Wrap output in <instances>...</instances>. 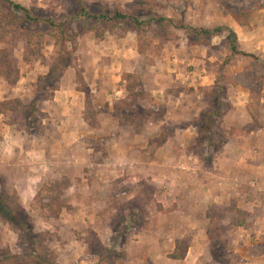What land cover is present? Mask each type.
<instances>
[{
  "label": "crops",
  "instance_id": "0c3cea01",
  "mask_svg": "<svg viewBox=\"0 0 264 264\" xmlns=\"http://www.w3.org/2000/svg\"><path fill=\"white\" fill-rule=\"evenodd\" d=\"M222 20L238 36L240 53L233 56L228 53L232 56L229 62L217 58V53H209L210 46L181 41L180 48L175 45L172 48V44L164 48L157 61L161 66L147 65L144 70L135 34H110L99 41L92 35L83 38V52L90 48L92 51L86 53L87 59L79 60L85 64L83 74L88 90L95 93L99 128L90 127L86 121L85 92L79 90L71 74L65 76L70 80L65 78L53 100L44 105L55 122V141L61 145L56 152L62 157L77 155L94 163L103 160L110 163L103 172H95L88 185L84 183L87 169L75 171L74 167L62 166V175L70 180L64 197L73 204L74 217L84 219L86 224V218L100 219L102 214L84 208L87 203L98 206L102 213L106 207L104 215H112L116 210L112 204L121 198V193H128V200L136 198L142 191V181L158 188L168 185L167 190L162 187L155 194L160 208L151 211L149 226L128 244L127 264H215L208 236L210 223L206 220L208 210L215 205L223 209L224 219L229 223L230 264H264V94L257 101L252 86L234 80L242 73L248 57L264 62V8L252 12L247 26L229 15ZM220 35L227 39L226 33ZM221 54L225 58V53ZM136 71L144 72L150 88L144 87L143 91L151 95L164 115L149 118L139 131L134 125L135 128L120 123V118L135 112L129 107L116 110L121 101L131 102L126 76ZM219 76L226 80L227 100L233 104L224 118V127L244 131L230 134L222 153L208 168L199 161L194 146H189L198 137L194 126L176 125L189 120L192 114L200 116L205 105L204 92L220 81L224 83ZM258 106L259 116H254ZM255 119H260L262 125L247 131L243 123H253ZM170 126L175 127L174 132L161 146L152 142L162 138ZM86 137L98 139L101 147L82 145ZM182 153H192L198 157L195 160L198 163L181 164ZM178 165L196 170L183 171ZM122 189L125 190L121 192ZM188 237L187 255L172 258L177 240Z\"/></svg>",
  "mask_w": 264,
  "mask_h": 264
},
{
  "label": "rangeland",
  "instance_id": "374dc122",
  "mask_svg": "<svg viewBox=\"0 0 264 264\" xmlns=\"http://www.w3.org/2000/svg\"><path fill=\"white\" fill-rule=\"evenodd\" d=\"M13 1L31 8L35 15L41 17L50 16L52 18H59L60 16L70 15L75 9L79 8L77 0ZM84 5L92 13L104 12L112 14L116 11H123L126 13L131 11L133 14H138L141 21L149 20L152 16L157 15L166 16L174 20L177 25L182 24L184 26H194L198 28H215L226 26L224 25V20H222L223 17L229 15L234 18L235 14L242 15L243 13H246L244 20L249 21V24L247 25H250L252 12L260 7L264 8V0H84ZM213 5L214 8H212ZM134 24V22L122 24L120 26L122 30L119 28H112L107 31L106 36L110 34L123 36L128 33L136 35ZM77 25L78 22H75V30L78 29ZM32 29L37 32L35 39H39V33L45 31L44 28L38 29L37 25H33ZM88 29L90 30L83 34H81V30H78L76 41L74 44H70V49H74L70 56V61L73 66L68 67L66 70L58 68L56 82L57 85L61 86L64 80H70V78L65 76L71 74L73 78H76L79 90H82L83 87H85L86 92L84 91V94L86 97V110L84 115L87 122L93 117L98 120V111L95 109V93H90L84 79L83 73L85 70V64L79 59L82 57L83 59H87L86 53L92 51L91 48H86L88 52H83L85 48L82 46L83 38L92 35L95 37V41L101 40L97 37L96 30H91V28ZM145 30H147L149 36H155L154 43L156 47L153 52L149 51L146 55L140 54L144 58V70L147 68V65H150V67L158 66L159 62L157 63V61L161 57V54L164 53V48L168 47L170 44H172V48L174 45L180 48L181 41H185L187 45L210 46L209 53H217V58L221 57L224 62L229 57L228 53H232L228 49V40L224 39L222 35L212 38L211 44L208 45L194 44V42L197 41V38L190 37V33L184 29L172 27L164 28L157 23H154L151 26L150 24H147ZM19 33L20 32H17V29L11 25H4L3 23L2 26H0V35L4 39V41H0V51L4 48L12 50V55L20 69V79L16 84H11L7 79L0 75V100L2 102H12H9L8 105L3 107L0 105V175L5 181L7 191L10 194H17L20 197L24 208L33 217L35 224L34 231L36 233H50V239H46V241L45 239L42 240L44 245L50 247V251L56 253V261L58 264H97L99 261L98 257L89 249V244L92 243L95 238V235L93 236L92 233L97 234L98 238H100L106 247L115 248L117 251H125L127 253L128 244L133 241L138 233L140 234V232L146 229L151 223V211L160 208L158 207L157 200L155 201V199H157L155 196L156 192L162 190V187L167 190L168 185L162 184L158 188L152 183L142 181V191L140 190L141 193H139L136 198L128 200V193H121V198L112 204V207L116 208L113 213L111 212L112 215H104L107 214L108 211L106 210V207L102 213L98 206H94L93 204L89 205V203H87L84 208L92 209L97 215L98 213L102 214L100 219L99 217L92 219L86 218L88 219V223L86 224L84 223V219L74 217L75 211L73 210V204H71L70 201H67L64 197L67 190L70 188V185L65 188L63 192L50 189V186L61 180H69V176L62 175V166L74 167L73 169L75 171L81 167L85 170L87 169V174H84V183L85 185H88L87 183H89L95 172H103L102 170L109 168L110 163H104L105 160H103V162L94 163L89 160H84L77 155L68 157H65L64 155L62 157V154L56 152V150H60L61 145L55 141L57 139L54 136L56 133L55 131L57 130L53 129L55 122L51 120L49 113L45 111L44 107L47 102L53 100V98L48 97L53 92H50L49 89L40 94L34 92V85L38 83L39 78L47 75L50 71V67L46 65L44 58L50 59L54 55L56 49L55 40L46 34L40 43L42 49L41 53L34 56L30 63H27L25 61V54L27 51L26 36L23 34L19 35ZM224 33L228 36L227 31ZM221 53H225V58ZM88 56H90V54ZM247 59V63L243 66L242 73L237 74V76L234 77V80H240L252 86L258 101L262 94H264V62L250 57ZM142 66L143 64H141V67ZM221 70L222 69H220V71ZM149 72L154 74V71ZM139 73L140 72L137 74L136 71V73L133 74L134 78L130 79L128 84L134 88L131 91L130 103L133 105H141L144 109L149 111L151 120L157 116H164L162 108L159 107V109H157L158 106L156 101L150 97V94L148 95L147 91H144L146 94L145 96L141 95L144 87L148 88L149 85L147 83L148 80L144 77V72L141 74ZM81 76L83 77L84 82L79 80V77L81 78ZM218 78L219 80H223L222 76H219ZM223 82L224 83L220 81L219 86L225 87L227 96L229 94L227 91L226 80H223ZM177 93L178 92H175L174 94ZM37 98L40 100L36 103V106L42 113L39 112L35 117H30L28 115V110H30V107H33L32 104L36 102ZM16 99L20 100L27 106V108L21 106L16 113L10 111L9 109L13 106ZM227 101L231 106L233 105L231 100ZM204 103L205 105L201 112L206 109L207 104L205 101ZM254 110L256 114L253 112L252 114H254V116L258 115L259 106ZM93 111L96 114L93 115ZM199 118L200 116L194 117L192 114V117H190L189 120L176 126L180 125L183 128H189ZM243 124L244 128L247 131H250L252 129H258L262 125V122L260 119H255L253 123L250 122ZM89 126L92 128H99L100 123L99 126H92L90 124ZM139 129L140 128H136L138 131ZM174 129V126H170V128L166 127L162 138L156 139L152 142L161 146L164 141L168 139V135L174 132ZM225 130L230 132L231 135L237 134L239 131H244V129L241 128H225ZM97 140L98 139L96 138L92 139L86 137L84 138L82 145H92L99 148L101 147V142L98 143ZM108 140L111 139L109 138ZM216 140H218V137ZM197 143L198 137L195 141L193 140L189 146H194L195 149ZM195 152L196 150H194V153ZM41 154H44V156H40ZM196 156H198V154ZM196 156H193L192 153H182L180 163L184 165L188 164L189 166H191L190 162L198 163V161L195 160H198L199 156ZM38 157L40 158L38 159ZM199 161L205 162L207 167L210 168L211 165L209 162L203 161L200 157ZM123 165H127V163H123ZM184 165L182 167L178 165L179 169L183 171L196 170V167L185 169ZM89 169L91 172H89ZM123 190L125 189H122L121 192ZM136 201L141 202V204L137 205ZM129 204L130 207L132 204H135L136 206L131 210L128 208ZM222 211L223 209L215 205L209 209L206 214V220L210 223L208 236L210 237V232L212 233V236L210 237V251L211 249L213 251V253L211 252V255L214 256L218 253L220 257L224 258L230 264L232 253L228 250L227 246H229L228 243L231 241L232 236L228 233L229 223L227 219H224L225 217ZM132 212L138 217V221L135 224H130ZM123 213L129 215L126 220H122V218L118 216ZM114 224L116 232L112 229V225ZM119 232H126V234L122 236ZM7 248L15 254L24 255V249L20 244L18 233L0 218V250ZM42 249L43 246L39 248L40 251ZM213 259L214 263L218 264V259L215 257Z\"/></svg>",
  "mask_w": 264,
  "mask_h": 264
},
{
  "label": "trees",
  "instance_id": "16d2710c",
  "mask_svg": "<svg viewBox=\"0 0 264 264\" xmlns=\"http://www.w3.org/2000/svg\"><path fill=\"white\" fill-rule=\"evenodd\" d=\"M79 3V8L75 9L70 15L60 16L59 18H52L50 16L41 17L33 13L32 9L18 3L13 0H0V26L11 25L17 29V32L25 35V40L27 44V51L25 54V61L30 63L32 58L41 53V41L43 37L47 34L55 40V53L50 59H45L46 65L50 67V71L47 75L39 78L38 83L34 85L35 93H42L46 90H50V98L54 97V92L60 88L57 85V70L68 69L72 67V62L70 61L71 55L74 49H70V44H74L78 37V30H81V34L91 30H96V35L100 39H103L107 31L112 28L121 29V25L134 22L135 33L138 37L139 42V52L141 55H146L149 51H154L156 45L154 43V37L147 34L146 25L150 26L154 23L167 28H179L187 30L190 33V37H196L197 41L194 44H208L212 42V38L218 36L224 32H228V49L232 52V56L240 53L238 36L237 33L228 26H219L215 28H198L194 26H184L177 25L174 20L166 16H152L149 20H142L138 14H133L130 12L116 11L112 14L99 12L92 13L84 5V0H77ZM140 8V7H139ZM138 8V9H139ZM246 13L235 14L234 18L241 25L249 24V21L244 20ZM75 22H78L77 28L74 29ZM33 25H37L38 29L44 28L45 31L39 33V39H35L37 32L32 29ZM207 37V38H206ZM209 38V39H208ZM0 41H4L0 35ZM12 50L4 48L0 51V75L8 80L11 84H16L20 79V69L12 55ZM228 57L226 62L231 60ZM128 82L130 79L134 78L133 74L126 76ZM80 81L84 82L83 77H79ZM51 82V83H49ZM139 86V85H138ZM53 88V89H52ZM134 88L128 85L129 95L131 98V91ZM82 91L86 92L85 87ZM206 92V93H205ZM204 92L207 106L206 109L201 112L200 118L197 119L193 126L198 131V143L195 146L196 153L198 156L206 162H213L214 159L222 153L223 147L230 136V132L225 130L223 126V119L225 114L232 109V106L227 101L225 87H220L217 85L212 89H208ZM142 96L146 94L142 90ZM40 99L37 98L36 102L33 103V107L28 110V115L30 117H35L39 112L36 103ZM10 102V101H9ZM9 102H2L0 100V105L6 106ZM12 103V102H10ZM11 105V104H10ZM27 108L20 100L16 99L13 106L10 107V111L16 113L19 107ZM135 106V105H134ZM132 103L127 100L121 101L116 104V110L123 111L124 108L129 107V109L135 112V115H125L124 118H120V123L134 125L136 128H141L145 122L150 118L149 111L144 109L141 105L134 107ZM96 114L93 111V115ZM18 120V119H16ZM92 126H99V122L94 117L88 121ZM218 137V140L216 138ZM70 185L68 179L61 180L56 184L50 186L53 191L63 192L65 188ZM148 194V193H147ZM137 205L141 202L136 201ZM135 204L128 205V208L133 210ZM127 208V207H126ZM136 209V208H135ZM134 212V211H133ZM132 212L130 224H135L138 221V217ZM122 220L127 219V213L118 215ZM0 218L3 219L9 226L18 233L20 238V244L24 249V255L15 254L9 248L0 250V264H58L56 261V253L50 251V247L44 245L42 239H50V233H36L34 231V220L30 213L24 208L20 197L17 194H10L7 191L5 181L0 175ZM112 229L116 232L115 224L112 225ZM95 237L93 242L89 244V249L98 257L97 264H127V253L125 251L120 252L115 248H108L104 243L98 238V235L92 233ZM120 235L124 236L126 232H119ZM118 236V235H117ZM212 233L210 232V237ZM92 238V237H91ZM188 238L178 239L177 245L172 258L179 259L184 258L188 252ZM43 246L40 251L39 248ZM215 254V251H214ZM219 262L227 264V261L217 255H214Z\"/></svg>",
  "mask_w": 264,
  "mask_h": 264
}]
</instances>
